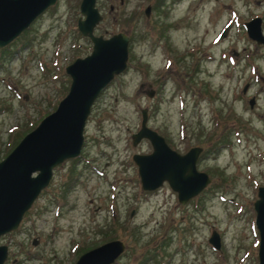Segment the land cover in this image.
I'll use <instances>...</instances> for the list:
<instances>
[{"label": "rangeland", "instance_id": "1", "mask_svg": "<svg viewBox=\"0 0 264 264\" xmlns=\"http://www.w3.org/2000/svg\"><path fill=\"white\" fill-rule=\"evenodd\" d=\"M78 3L55 0L0 47V158L65 94V65L89 53ZM95 4L93 33L128 35L126 65L93 101L79 154L53 166L17 227L0 235L3 264H72L113 238L124 248L109 264H258L252 203L264 186V46L244 22L258 16L264 36V0ZM141 108L171 148L201 146L195 166L209 181L183 203L166 181L140 186L131 155L151 146L132 144L130 134Z\"/></svg>", "mask_w": 264, "mask_h": 264}, {"label": "water", "instance_id": "2", "mask_svg": "<svg viewBox=\"0 0 264 264\" xmlns=\"http://www.w3.org/2000/svg\"><path fill=\"white\" fill-rule=\"evenodd\" d=\"M121 1V0H119ZM55 0H0V47L15 38ZM80 15L76 27L91 41V49L65 65L70 81L67 91L55 107L27 130L14 146L0 158V235L17 227L23 213L29 208L50 177L52 168L65 158L79 154L83 127L90 107L107 85L126 65L128 35L117 31L107 36L93 33L101 19L95 0H79ZM150 6L143 9L147 16ZM258 16L244 22L247 35L264 45ZM152 95V90L148 91ZM253 99H248L251 106ZM145 108L140 109V122L130 134L131 143L146 138L151 150L131 155L136 164L140 186L152 190L166 181L176 192L180 203L197 194L209 181L207 173L195 166L201 146H190L184 152L171 148L164 137L146 124ZM254 224L258 230V264H264V186L259 185L253 201ZM132 214V211L130 212ZM219 247V235L211 231L207 238ZM35 243V242H33ZM124 243L109 239L82 252L72 264H109L121 253ZM7 247L0 243V264Z\"/></svg>", "mask_w": 264, "mask_h": 264}, {"label": "trees", "instance_id": "3", "mask_svg": "<svg viewBox=\"0 0 264 264\" xmlns=\"http://www.w3.org/2000/svg\"><path fill=\"white\" fill-rule=\"evenodd\" d=\"M0 50H1V51H4V50H5V48H4V47H2V48H0ZM16 142H17V139H16V141L13 143V145H14ZM13 145H12V146H13ZM12 146H11V147H12ZM9 149H10V148H9ZM133 230H135V229H134V227H133Z\"/></svg>", "mask_w": 264, "mask_h": 264}, {"label": "flooded vegetation", "instance_id": "4", "mask_svg": "<svg viewBox=\"0 0 264 264\" xmlns=\"http://www.w3.org/2000/svg\"><path fill=\"white\" fill-rule=\"evenodd\" d=\"M253 17H254V16H253ZM247 21H248V20H247ZM259 24H260V23H259ZM244 27H245V25H244ZM245 30H246V27H245ZM223 32H224V31H223ZM223 32H222V33H223ZM246 33H247V32H246ZM254 41H255V40H254ZM255 42H256V41H255ZM262 45H263V44H262ZM263 46H264V45H263Z\"/></svg>", "mask_w": 264, "mask_h": 264}]
</instances>
